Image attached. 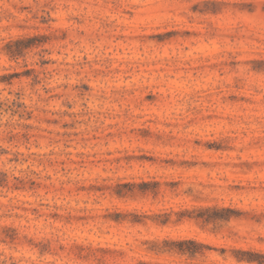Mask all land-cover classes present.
I'll return each mask as SVG.
<instances>
[{"label":"rangeland","instance_id":"374dc122","mask_svg":"<svg viewBox=\"0 0 264 264\" xmlns=\"http://www.w3.org/2000/svg\"><path fill=\"white\" fill-rule=\"evenodd\" d=\"M0 264H264V0H0Z\"/></svg>","mask_w":264,"mask_h":264}]
</instances>
